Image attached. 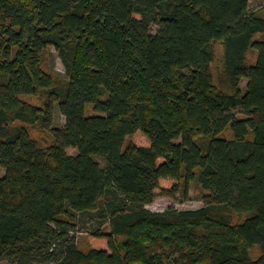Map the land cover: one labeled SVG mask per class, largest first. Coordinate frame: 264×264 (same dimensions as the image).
Masks as SVG:
<instances>
[{
    "label": "trees",
    "instance_id": "trees-1",
    "mask_svg": "<svg viewBox=\"0 0 264 264\" xmlns=\"http://www.w3.org/2000/svg\"><path fill=\"white\" fill-rule=\"evenodd\" d=\"M250 6L0 0V260L264 264V16ZM52 47L67 78L45 67ZM194 182L201 208L146 207Z\"/></svg>",
    "mask_w": 264,
    "mask_h": 264
},
{
    "label": "rangeland",
    "instance_id": "rangeland-1",
    "mask_svg": "<svg viewBox=\"0 0 264 264\" xmlns=\"http://www.w3.org/2000/svg\"><path fill=\"white\" fill-rule=\"evenodd\" d=\"M251 6L250 10L253 12H258L261 15L264 16V0H250ZM152 32L156 33L159 29V25L156 23H153L152 26ZM256 37H259L257 35ZM257 57V51L252 49L249 52L248 55V63H253L256 60ZM45 67L50 71H55L59 73L62 77L67 78L66 68L65 65L60 58L58 52L55 50V48H50L47 58L45 60ZM216 67V64L214 65ZM247 83V80L242 81V86L245 87ZM31 102L36 104H41V100L38 98H30ZM234 113L240 117H243L244 114L240 112V110H235ZM66 122V117L58 110L56 107L54 112V127L62 126ZM32 135L36 137L41 144H48L50 143L53 138L52 135L45 131L41 126H34L31 128ZM139 140L143 141L142 138H139ZM129 141V138H128ZM69 153H74V149H68ZM0 174H5V170L0 167ZM208 191L203 189L201 185H199L197 182H194L189 190L188 195H184L183 193H180L177 195L175 199L166 197V196H159L157 197L153 202H150L146 205L147 208L153 210V211H164L167 210L170 207L177 208L179 210H187V209H198L204 206L205 201L207 199ZM78 229L73 232V235H75L77 243L84 249H87L89 247V240H88V234L86 230L83 227H77ZM259 246L255 245L250 253L253 257H256L259 253ZM0 264H8L5 260H0Z\"/></svg>",
    "mask_w": 264,
    "mask_h": 264
}]
</instances>
